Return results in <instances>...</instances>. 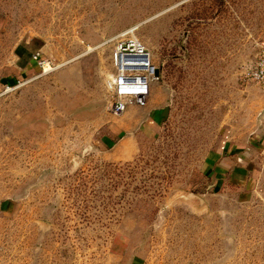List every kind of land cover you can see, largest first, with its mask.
Returning <instances> with one entry per match:
<instances>
[{"label": "rangeland", "instance_id": "1", "mask_svg": "<svg viewBox=\"0 0 264 264\" xmlns=\"http://www.w3.org/2000/svg\"><path fill=\"white\" fill-rule=\"evenodd\" d=\"M128 28L160 74L113 115ZM261 55L264 0H0V264H264Z\"/></svg>", "mask_w": 264, "mask_h": 264}, {"label": "built area", "instance_id": "2", "mask_svg": "<svg viewBox=\"0 0 264 264\" xmlns=\"http://www.w3.org/2000/svg\"><path fill=\"white\" fill-rule=\"evenodd\" d=\"M111 69L106 84L111 95L108 109L113 115L122 114L129 104L142 103L150 92L159 69L152 60L150 48L134 34L133 28L117 35L111 49ZM31 57L45 72L51 68L50 59L41 49L33 50ZM250 79L264 83V55L246 69Z\"/></svg>", "mask_w": 264, "mask_h": 264}, {"label": "crops", "instance_id": "3", "mask_svg": "<svg viewBox=\"0 0 264 264\" xmlns=\"http://www.w3.org/2000/svg\"><path fill=\"white\" fill-rule=\"evenodd\" d=\"M39 49V48H38ZM33 59V58H32ZM34 60V59H33ZM35 61V60H34ZM232 144H235V141L234 142H232ZM237 159L238 160H242V156H240L238 153H237Z\"/></svg>", "mask_w": 264, "mask_h": 264}]
</instances>
